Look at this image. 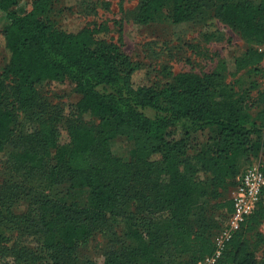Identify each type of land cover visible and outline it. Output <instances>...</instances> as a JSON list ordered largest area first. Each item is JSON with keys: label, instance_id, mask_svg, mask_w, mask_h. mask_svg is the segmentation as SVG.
<instances>
[{"label": "trees", "instance_id": "1", "mask_svg": "<svg viewBox=\"0 0 264 264\" xmlns=\"http://www.w3.org/2000/svg\"><path fill=\"white\" fill-rule=\"evenodd\" d=\"M17 2L0 0L10 19L1 32L10 55L0 76L7 172L0 185V259L197 264L213 254L234 211L229 189L245 160L264 153L263 88L256 95L238 88L227 79L225 60L210 71L137 83L144 65L107 38V24H60L52 15L55 0H32L25 11ZM163 13L170 23L199 28L203 43L227 38L220 24L231 28L249 44L235 57L237 67L264 79V0H140L135 20L150 24ZM45 79L79 94L68 113L39 92ZM63 126L69 142L62 141ZM118 136L133 141L130 160L113 153L110 143ZM62 183L86 190V200L52 194ZM22 198L29 207L18 213L14 205ZM263 199L264 187L256 210L214 264H264L248 238L264 220ZM119 227L124 239L103 261L79 262L80 249L96 233L115 228L119 234ZM30 237L40 244L27 243Z\"/></svg>", "mask_w": 264, "mask_h": 264}, {"label": "rangeland", "instance_id": "2", "mask_svg": "<svg viewBox=\"0 0 264 264\" xmlns=\"http://www.w3.org/2000/svg\"><path fill=\"white\" fill-rule=\"evenodd\" d=\"M140 0H55L53 17L60 24L74 25H101L107 24L109 30L105 33L107 38L123 44L133 61H138L144 68L135 73L137 83L160 80L167 81L180 71L193 70L205 72L217 69L225 60V74L229 81L236 82L238 88H249L251 94L256 95L263 86V78L250 67H237L234 59L245 52L249 44L231 28L220 24L227 33V38L222 41L210 43L200 42L199 28L189 23H170L163 13L159 19L150 24L136 22L135 14ZM15 8L18 11L30 10L32 0H18ZM9 16L0 10V76L3 75L5 65L9 59V51L4 47L1 35L4 27L9 23ZM42 96L51 103L63 107L68 113L79 100V94L71 91L68 83L43 80L38 84ZM20 120H24L25 113L19 111ZM89 118V117H87ZM90 119V118H89ZM92 119V118H91ZM100 120L93 118L92 123L98 125ZM207 130L198 133L200 141L206 139ZM63 142H69V132L65 126L61 128ZM111 149L117 156L130 160L133 151V141L127 136H118L111 140ZM262 163L264 166V153L251 156L244 162L243 171L251 165ZM6 155L0 153V185L7 176ZM236 187L229 189L228 195L233 197ZM55 195H63L71 200L84 202L87 191L70 188L68 183L58 184L51 189ZM264 203V199L262 200ZM29 202L26 198L20 199L14 209L18 213L28 210ZM217 211H216V213ZM217 220H222L218 215ZM110 229L96 233L90 241L80 249L79 262L89 259L103 261L106 253L120 245L122 236L121 227L119 234ZM250 247L255 251L260 260L264 254V220L258 227L248 233ZM15 240V236L14 239ZM34 247L39 242H34L31 237L27 240ZM5 245L7 243H4ZM7 256V255H6ZM3 259V260H2ZM0 259V264H17L12 257Z\"/></svg>", "mask_w": 264, "mask_h": 264}, {"label": "built area", "instance_id": "3", "mask_svg": "<svg viewBox=\"0 0 264 264\" xmlns=\"http://www.w3.org/2000/svg\"><path fill=\"white\" fill-rule=\"evenodd\" d=\"M262 88L264 90V79ZM263 187L264 170L261 163L249 166L238 176V184L233 196L234 211L215 239L216 249L214 253L202 258L197 264H214L217 262L225 249L226 242L240 228L245 219L256 210Z\"/></svg>", "mask_w": 264, "mask_h": 264}]
</instances>
